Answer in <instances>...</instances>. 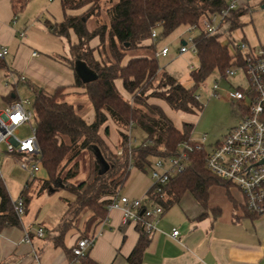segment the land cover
Returning <instances> with one entry per match:
<instances>
[{"label":"trees","instance_id":"16d2710c","mask_svg":"<svg viewBox=\"0 0 264 264\" xmlns=\"http://www.w3.org/2000/svg\"><path fill=\"white\" fill-rule=\"evenodd\" d=\"M30 1L12 0L15 15L22 13ZM103 2L109 5L106 8L109 22L101 24L97 21L96 29L90 32L87 22L92 17L99 19ZM60 3L64 20L59 23L47 21L45 27L51 34L67 41L71 58L61 56L60 60L74 72V84L59 87L52 94L36 87L31 89L35 94L33 110L40 148L38 160L41 170L47 174L41 180L39 194L67 187V183L79 173L82 153L91 155L87 180L77 186H68L75 200L67 203L66 213L54 238L55 246L64 248L72 224L80 222L84 215H90L86 223L87 232L106 220L107 205L120 193L133 168L145 172L156 159L177 156L180 146L192 139L193 124L183 123L182 129L178 128L160 105L148 103L146 94L155 93L147 98L164 101L173 112H201L203 105L195 99L201 85L213 72L218 71L224 77L228 69L244 65L245 59L239 51L232 55L228 46L219 41L218 35L209 36L201 32L195 39L199 66L190 73L192 87H185L159 65L158 58L146 55L128 57L139 50L155 53L161 38L168 37L181 26L200 27L211 14L224 9L227 0H60ZM73 12L76 14L72 15ZM240 27L242 24L237 17L230 22L229 32ZM154 29L161 30L156 40L152 38ZM72 34L77 38L75 44L70 41ZM96 38L100 46H105L106 40L108 42L110 58L107 61L97 60L94 57L97 48H89V43ZM79 67L94 79L85 82L79 74ZM5 68L0 59V70ZM118 81L122 82L132 101L120 93ZM69 89L84 91L83 95L94 110V121L85 119L81 105L68 101L72 94ZM2 98L5 103L19 99L15 90ZM110 120L117 126L122 139L121 156L110 150L100 134ZM133 128L146 134L145 143L136 149L129 147V132ZM104 134L109 136L108 127H105ZM188 158V169L171 179L162 198L154 197L155 201L168 211L186 194H191L206 210L211 188L221 187L236 207L238 201L232 196L235 187L207 170L204 150L190 152ZM21 195L27 208L31 200L28 190L24 189ZM0 199V229L5 225H18L19 217L1 184ZM138 231L140 237L128 258L129 264H142L151 242L152 235L146 234L141 226H138ZM88 235L89 232L82 238H88ZM73 260L78 264H98L88 254L77 258L72 252Z\"/></svg>","mask_w":264,"mask_h":264},{"label":"crops","instance_id":"0c3cea01","mask_svg":"<svg viewBox=\"0 0 264 264\" xmlns=\"http://www.w3.org/2000/svg\"><path fill=\"white\" fill-rule=\"evenodd\" d=\"M260 2L263 9L264 0ZM92 22L89 20L88 23L90 31L96 25ZM28 23L25 12L15 15L12 0H0V51L8 50L6 57L1 59L6 68L0 70V91L4 92V80L10 74L23 75L26 85L42 89L46 94H52L59 87L72 86L74 72L60 60L61 56H67L69 47L68 52L58 53L53 49L52 42L47 40L46 35L52 37L53 34L41 26L38 31L44 34L36 39L31 34L35 27L29 28ZM241 23H246L244 17ZM22 33L24 37H21ZM248 44L256 47L260 42L252 39ZM34 52L39 56L34 57ZM162 68L177 80L183 76L178 70L169 71L168 66ZM168 109L164 108V111L172 119ZM105 127L109 128L107 137L104 135ZM100 134L110 150L115 151L119 136L112 121L101 129ZM215 139L210 144L220 137ZM2 161L13 163L11 159L0 157ZM2 169L0 184L9 194L11 203L21 196L24 189L28 190L31 200L18 225H5L0 229V264H78L72 261V252L78 241L84 239L82 234L85 228L72 229L65 238L64 248L54 244L56 229L66 213L67 203L74 200V195L65 190L41 194L39 190L34 192L31 184L41 170L24 188V178L18 181L15 170ZM10 185L15 186L14 194L9 190ZM232 196L238 201L236 207L230 202L224 188H211L205 210L191 194H186L177 205L165 211L158 222L142 264H264V216L250 214L236 189L232 190ZM204 212L205 216L201 217ZM121 217L120 210H112L104 222L89 232L88 238L95 237V242L87 254L96 263L129 264L128 258L140 234L137 224L122 225ZM174 228L180 232L176 239L171 236ZM40 229L43 230V237L38 236Z\"/></svg>","mask_w":264,"mask_h":264},{"label":"built area","instance_id":"2783aa9c","mask_svg":"<svg viewBox=\"0 0 264 264\" xmlns=\"http://www.w3.org/2000/svg\"><path fill=\"white\" fill-rule=\"evenodd\" d=\"M251 0H227V5L219 12L211 14L206 18L200 27H189L191 30L199 29L209 36H219L223 44H231L239 51L245 59L242 66H235L228 69L223 80L236 77L237 69H240L245 76L247 88L242 89L240 85L234 87L229 84L226 93L233 100L239 113L238 121L217 142L206 148L207 137L201 142L191 145L184 142L180 146L179 154L175 157L156 159L152 165L151 179L153 186L143 199H131L120 193L115 196L107 205V212L120 210L122 212L121 224L129 225L135 223L141 226L148 235L157 231V224L163 217L164 208L155 201L154 197L163 196V191L171 179L182 174L189 167L190 160L188 153L195 150H204L205 166L209 172L232 184L243 198L246 210L255 216H264V45L250 47L242 36L241 41L230 38V22L238 17L240 24L242 17L251 10ZM264 10V7H263ZM204 31L202 30V27ZM241 28V27H240ZM240 28L235 31H239ZM233 31V32H235ZM24 37V34H21ZM158 31H152V38L157 39ZM195 38H189L191 46L187 42L181 45L179 54H197ZM232 40V41H231ZM171 49L169 46H162L156 53V57L166 58ZM8 54L7 49L0 51V59ZM235 55V54H232ZM34 57L39 56L37 52ZM194 67L191 66V69ZM195 68L193 69V71ZM225 81V82H226ZM26 82L21 76L8 75L4 80L2 96L10 94L17 89L18 83ZM220 82L213 88V96H219ZM195 99L200 102L201 96L196 95ZM6 108L0 110V157L11 159V162H0L2 168L17 170L15 174L19 181L24 178L22 185L27 187L41 170L39 162L40 148L36 137V115L28 100L18 99L12 103H6ZM29 128L31 135L20 138V130ZM131 148V139L129 140ZM131 151V149H130ZM116 154L121 156L123 150H117ZM4 164V165H3ZM3 176H1L2 178ZM13 210L21 219L25 215L26 206L22 195L13 201ZM43 230L38 232L43 237ZM180 235L179 230L174 228L171 236L176 239ZM95 237L80 240L73 249L77 258L84 257L94 245Z\"/></svg>","mask_w":264,"mask_h":264},{"label":"rangeland","instance_id":"374dc122","mask_svg":"<svg viewBox=\"0 0 264 264\" xmlns=\"http://www.w3.org/2000/svg\"><path fill=\"white\" fill-rule=\"evenodd\" d=\"M260 1L261 0L250 1L251 10L247 13V15L244 16L246 23L242 25L239 31L232 32L230 36L232 40H235L236 42L241 41L243 36L246 39L247 44L249 40L255 39V40H259L260 42L259 45H264V10L262 9V5ZM108 6H109L108 3L104 4L103 2L101 4L100 14L98 16L99 19H96V17H92L89 20L95 22L96 25H97V21H100L101 24H108L109 18L106 13V8ZM23 12H25V16L29 21L28 27L29 28L32 26L33 28L35 27V29H32L31 34L36 39L37 37L39 38L41 34H44L38 31V28H41V26L44 27L47 21L59 23L64 20V12L62 10L60 0H52L51 2L49 0H31L28 3V5L25 7ZM81 12L82 11H80V13ZM71 14L75 15L76 13L73 12ZM89 20L87 22V28H88ZM96 25H95V29L97 27ZM201 28L204 31L203 26ZM157 31L159 35L161 30L158 29ZM199 34H200L199 29L191 30L188 26H181L168 37L161 38V40L158 42L155 53H152L150 50H139L137 52L131 53L130 56L128 57L129 58L137 57L139 55L156 57L157 51L162 46L167 45L170 47L171 52L167 58H162V57L158 58L159 65L161 67L168 66L167 69L169 71L174 70L176 72V70H178V73H182L181 75H183L182 78L179 79V82L185 87H192L193 83L190 78V73L193 71L194 68L196 69L198 66V56L197 54L194 53H186L180 55L179 49L182 45V42H187L189 46H191L192 43L189 42V38H195ZM46 36L48 42H52V47L53 49H55V51L61 54L68 52V45L65 39H61L53 35L52 37H49L48 35ZM70 41L72 42V44H75L77 42V38L74 35H72L70 37ZM105 44H106L105 46L104 45L100 46L98 38L92 40L89 43L90 49L97 48V50L94 52V57L97 60L107 61L110 58L108 52L107 40ZM228 49L231 54L237 53V50L231 44H229ZM67 57L71 58L69 53L67 54ZM129 58H127L126 61ZM191 66H193L194 68L191 69ZM180 70L182 71L180 72ZM225 81L226 80L222 79L220 73L218 71H215L204 82V84L201 85V87L198 89V95L201 96L200 104L203 105V110L201 112L198 111L195 114H184L180 112H176V113L174 112L173 114L172 113L173 111L168 109L169 114H171L172 116V121L174 122L175 125L180 126L179 127L180 129H182L183 123H191L194 125V130L191 136L192 139L189 140V143H191V145L197 144L196 142H201L202 139L206 136L208 142L205 145L206 148H209L210 142H213L215 138L217 139L218 137L221 138L223 136V133L228 131L231 125L235 124L238 121L239 118L238 109L237 107H235V105H233L234 102L229 96V94L226 93L225 89L228 87L227 82L232 84L234 87L240 85L242 89H246L247 82L245 81V76L243 75L240 69H237L236 77L231 78L226 82ZM217 82H220L221 87L218 92L219 96L214 97L213 88ZM157 83L158 82H156V85ZM117 87L120 93L125 97V99L132 101L131 97L128 94H126V92L124 91L121 81L117 82ZM69 92L72 94L68 98V101L69 102L71 101L75 105L77 104L81 105L84 108L82 114L85 117V119L88 122L94 121L95 118L94 110L90 102L88 101V98L83 95L84 91L79 89H69ZM2 94L3 93L0 91V110L5 109L7 107L6 103L3 101ZM15 94L21 100H28L30 106L31 107L33 106L35 101V94L31 89V87L29 85H26L25 82L17 84V89H15ZM150 94H155V93H147L146 97L144 96L149 104H158L163 108V110L164 108L168 107L164 101H161L157 98H147V96H149ZM30 135L31 132L29 131V128L24 127L20 130V138H25ZM118 136H119L118 146L116 147L115 151H112L113 153H116L117 150H120L122 146V139L119 135V131H118ZM129 137L131 139V148L133 149L141 147L146 140V134L138 128L131 129V131L129 132ZM91 162H92L91 155L88 152H83L78 167L79 173L76 178L70 180L67 183L68 186L70 185L77 186L81 182L87 180L90 173ZM14 170L17 169L15 168ZM16 173L17 172H15L14 175ZM151 175H152V167L147 168L145 172H140L137 169L133 168L130 172V176L126 184L120 190L121 195H125V196L128 195L129 198L131 199H138V200L143 199L153 186ZM46 177L47 174L45 173V171L41 170L40 174H38V178H36L31 184V187L33 188L34 192L37 193V191L40 190L42 186L41 180L45 179ZM68 186L64 187L63 189L58 188V191L65 190L66 192L71 193L68 189ZM9 190L12 192V194H14L15 186L10 185ZM74 200H75V195H74ZM89 217H90L89 214L84 215L81 218L80 222H76L75 225L72 224V229L85 228L84 234H82V236L86 235L88 232H91L92 229L87 232L88 229L86 228V223Z\"/></svg>","mask_w":264,"mask_h":264},{"label":"water","instance_id":"95a60500","mask_svg":"<svg viewBox=\"0 0 264 264\" xmlns=\"http://www.w3.org/2000/svg\"><path fill=\"white\" fill-rule=\"evenodd\" d=\"M182 44L184 45L185 42H182ZM79 70V74L85 82L88 80L92 81L94 79V77H92L89 73H86V71L82 67H79Z\"/></svg>","mask_w":264,"mask_h":264}]
</instances>
